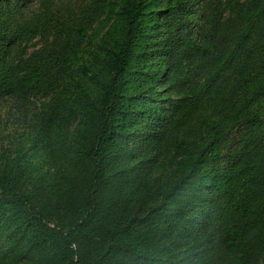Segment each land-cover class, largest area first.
<instances>
[{
    "label": "trees",
    "instance_id": "1",
    "mask_svg": "<svg viewBox=\"0 0 264 264\" xmlns=\"http://www.w3.org/2000/svg\"><path fill=\"white\" fill-rule=\"evenodd\" d=\"M5 110L0 264H264V0H0Z\"/></svg>",
    "mask_w": 264,
    "mask_h": 264
},
{
    "label": "rangeland",
    "instance_id": "2",
    "mask_svg": "<svg viewBox=\"0 0 264 264\" xmlns=\"http://www.w3.org/2000/svg\"><path fill=\"white\" fill-rule=\"evenodd\" d=\"M38 45L34 42L33 47H37ZM7 111H2L0 113V120L6 121V123L8 122V116L6 115ZM14 125L9 124L7 128H11ZM2 128H4V126H2ZM7 130L4 128V133L2 135H0V141L3 140L5 141L3 138L4 136H6ZM196 219L194 221H189L188 223L185 224V226L179 230V234H185V233H191L194 234L196 230H198L199 225L196 223ZM185 239V238H184Z\"/></svg>",
    "mask_w": 264,
    "mask_h": 264
}]
</instances>
